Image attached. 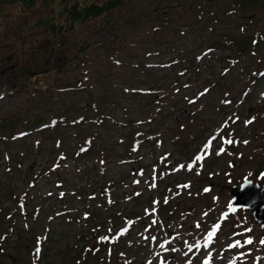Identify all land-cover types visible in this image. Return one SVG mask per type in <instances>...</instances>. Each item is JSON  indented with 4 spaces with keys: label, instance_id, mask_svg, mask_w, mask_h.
<instances>
[{
    "label": "rangeland",
    "instance_id": "1",
    "mask_svg": "<svg viewBox=\"0 0 264 264\" xmlns=\"http://www.w3.org/2000/svg\"><path fill=\"white\" fill-rule=\"evenodd\" d=\"M170 1L120 0L108 14L80 21L76 36L109 45L111 54L100 45L88 62L37 71L39 79L59 75L62 70L67 76L78 72L86 80L85 90L95 84L90 77L92 68L102 71L105 85L113 89L114 101L107 103L111 113L104 122L86 125L97 129L96 142L108 143V155L99 158L90 154L79 160L70 156L54 169L43 170L48 154L59 148L51 142L55 130L0 139V205L16 211L17 222L3 241L0 264H258L264 255L260 243L264 226L252 217L251 209H229L231 182L248 175L264 184L259 177L264 173V44L246 45L233 52L207 42L216 30L237 34L264 30V0H248L241 11L232 13L234 0H188L186 7L172 9L163 4ZM0 3V60L4 65L8 53L22 54L17 45L21 36L28 40L30 33L34 37L47 32L46 23H36L37 17L58 9L59 0H37L24 10L19 2ZM159 4L164 6L152 8ZM214 13L219 14L215 20ZM246 20L251 21L242 23ZM239 21L245 28L236 25ZM9 40H14L15 46ZM0 70L3 73V67ZM259 70L263 74L252 78ZM1 82L0 114H24L30 106L35 110L38 93L31 85L25 88L26 83ZM55 90V99L63 95L78 99L86 94L84 90ZM229 96L231 100L225 99ZM252 114L256 117L249 123ZM134 117L142 120L140 128L146 130L145 135L160 132L162 140L142 139L139 149L128 153L118 136ZM228 122L238 127L244 138L228 132L224 126ZM73 128L67 121L58 128L67 134L62 143L70 149L75 147ZM229 135L237 146L227 144ZM33 142L41 145L39 152L35 153ZM164 150L170 151L169 163L162 160L158 166L157 157ZM8 152L21 153L24 160L20 164L12 160L8 167ZM155 174L161 179L157 187L152 178ZM58 179L61 185L56 184ZM108 180L111 186L100 190L97 183ZM8 187L15 193L7 194ZM158 188H163L161 199L150 201L147 196ZM15 194L25 199V209L18 210L20 206L12 198ZM164 201L167 209L178 206L168 220L156 211ZM63 206L75 215L60 212ZM87 212L102 224L97 235L85 238L78 232L91 230L84 218ZM128 216H134L128 231L116 230ZM111 217L113 224H109ZM217 224L220 230L212 241L202 243ZM100 235L108 241L101 250L94 246V252L83 260V246ZM248 239L253 242L245 243ZM237 241L240 246L229 247ZM39 243L40 248H35ZM191 244L195 245L185 253Z\"/></svg>",
    "mask_w": 264,
    "mask_h": 264
},
{
    "label": "trees",
    "instance_id": "2",
    "mask_svg": "<svg viewBox=\"0 0 264 264\" xmlns=\"http://www.w3.org/2000/svg\"><path fill=\"white\" fill-rule=\"evenodd\" d=\"M11 2H19L21 4L20 9H26L31 7L35 4L37 0H10ZM120 0H59L58 9L48 11V13L43 17H37L36 23H46L45 29L47 32L42 35H35L34 37L29 34L30 40H26V35L21 36L17 41V45H19V51L22 54H8L5 56V64L1 65L2 62L0 60V67H3V73L0 70V83L3 85V82L12 81L19 85L25 84V88L29 85L34 88V92L38 93V96L34 100L35 110H32V106L27 107L24 114L17 113L15 111L10 112L8 115L0 114V139L7 138L6 136L14 135V134H21L22 133H31L41 131L43 129H53L55 130L56 134L52 135V143L56 145L55 148L58 150L49 153L47 159H45L46 163L43 170H52L54 169L59 161L64 160L66 157L72 156L73 160H78L82 157H85L90 154H94L99 156V158H103L107 156L108 153L105 151L106 146L108 143L103 142H96L97 139V129L89 128L86 125L87 123L92 122H104V118L110 115L111 111L107 107V103L110 101H114L111 98V93L113 89L110 88V85H105V80L102 79V71L95 69L94 67L93 72L90 74V77L95 79V84L89 89L85 90L87 87L86 80L80 73H72L70 76L64 75L62 72L59 75L54 74L53 77L48 79H39L37 76L38 70H58L61 69L62 66H66L69 64L79 65L82 62H88L91 57V52L93 50H97V46L102 45L107 52L108 55L111 54L110 50L111 47L109 45H104L103 42L95 40H91L89 38H78L75 32L80 29L77 23L80 21H85L90 19L91 17H100L101 15L108 14L112 7H115ZM207 1V0H205ZM212 1V0H208ZM246 1L248 0H234L233 6H231L230 13L241 11L242 7L245 6ZM2 2V0H0ZM250 2H254V0H250ZM47 3V1L43 2ZM189 4L190 1L188 0H172L170 2H164L165 6H170L171 9L175 7H186L184 4ZM183 4V5H182ZM160 5V4H159ZM164 5H154L152 8L157 9L158 7ZM1 6V3H0ZM1 12V10H0ZM225 12V11H223ZM229 12V11H228ZM228 14V13H227ZM219 14L214 13L212 16L213 20L217 19ZM192 18L191 16H189ZM104 19H108V17H103ZM185 17L182 18V20ZM240 19V18H239ZM251 21V20H250ZM246 20L242 23L248 24L250 22ZM27 22V21H25ZM188 22H190L188 20ZM238 24L241 26V29L245 28L244 25ZM213 25V24H212ZM215 28V24L213 25ZM39 36V37H38ZM0 39V44L1 43ZM12 46H15L13 43L14 40H9ZM207 42L212 47L219 46L220 48H227L228 50L235 52L240 50L241 48L245 47L246 45H256L258 43L264 44V30L263 29H254L253 31H247L246 33H235L231 32L230 30L227 32L225 30H216V34L212 37H208ZM208 44V45H209ZM24 46H27V49L24 50ZM23 49V50H22ZM230 51V52H231ZM228 52V53H230ZM10 68V72H5V68ZM261 70V69H260ZM253 72L251 75L252 78H256L263 74V71L260 72ZM110 71L108 72V76L110 75ZM33 75V76H32ZM107 76V77H108ZM107 79V78H106ZM109 79H107L108 81ZM112 91H108V88ZM55 88H68L70 90H74L78 92L80 90H84L86 93L84 96L77 97L78 99H74L72 97L65 99L64 95L59 99L53 98L54 93H56ZM0 90V95H1ZM82 97V98H81ZM231 98V96H230ZM32 110V114H26L28 111ZM6 115V116H3ZM151 117V116H150ZM150 117H147L148 119ZM256 117V116H255ZM262 117V116H261ZM153 119H157V117H152ZM254 119V118H253ZM130 125L128 124V129L124 130V134L118 136V140L121 143H124L123 148L128 153H134L139 149L140 143H142V139L151 140V141H161L162 138L159 136L160 132H150V134L146 133V130L140 128V122H142L139 117L131 118ZM260 118L257 117V121ZM73 125V130L71 133L75 136L73 141L75 147L70 149L67 148L66 144L63 145L62 140L65 138V134L59 132V127L64 124V122ZM19 122V123H18ZM149 123V121H148ZM86 125V126H85ZM85 126V127H84ZM228 128V132L235 134L239 139L242 138L240 131L237 130L238 127H232V125L227 124L225 125ZM18 129V130H17ZM262 131H264V127H262ZM59 133V134H58ZM177 136V135H176ZM229 140L232 141V136L229 135ZM175 140L176 137H174ZM228 140V141H229ZM34 141V140H33ZM37 142V139L35 140ZM34 141V142H35ZM34 142L31 144L33 145ZM50 143V142H49ZM230 146H235L234 143H228ZM115 145V143H114ZM112 145V146H114ZM35 148V153L41 149V145L35 144L33 145ZM237 146V145H236ZM170 152V151H169ZM167 150H164L159 157H157L158 166H161L163 161H166L165 164L169 163L167 154L169 153ZM238 154H241V151H238ZM264 154V153H263ZM8 160L5 162L7 166H11L14 164H20L24 157L20 154H8L5 156ZM14 161L11 163V161ZM163 160V161H162ZM164 164V165H165ZM263 166V165H262ZM86 167L85 169H87ZM84 169V168H83ZM261 179L264 180V173L261 174ZM60 180V179H58ZM116 181V179L114 178ZM122 180V179H121ZM60 184V181H58ZM154 185L157 187L161 184V179L159 176L154 175L153 179ZM62 183V182H61ZM110 181L100 182L97 183L98 188L103 190L104 188H108ZM153 185V186H154ZM97 187L93 186V189ZM99 190V192H100ZM163 188L156 189L153 194L147 196L148 199L151 201H158L161 199V192ZM92 191V190H91ZM110 192V191H109ZM7 194L15 193L14 189L7 188ZM163 193V192H162ZM23 196L12 195V198L16 200L14 204L20 206L18 210L25 209L24 201L25 199L21 200ZM162 206L158 207V214L165 219L168 220L167 217H170L171 213L177 211L178 206L177 204L174 207L168 208L166 205L168 203L166 201L162 202ZM106 205V203L104 204ZM60 212H64L66 215L74 216L75 213L72 214L70 208L65 206L62 207ZM166 210H170L167 212ZM74 211V210H73ZM16 211H11L8 206L0 205V246L3 245V241L11 235L12 230L15 229L17 222L14 221ZM95 214H88L86 213L85 220L87 223L90 224L91 230L88 233H80L78 234L88 238L89 236H95L101 230L102 222L98 221L95 217ZM113 216V215H112ZM88 220V221H87ZM109 224H113V217L109 220ZM93 225V226H92ZM115 225V224H114ZM97 226V228H96ZM108 241L106 236H99V239L96 238L89 246L84 245L83 247V260H87V257L90 253L94 252V246H97L98 250H101V246L105 245ZM2 246V249H3ZM1 249V248H0ZM39 249V247L37 248ZM93 249V250H92ZM258 264H264V255L260 258V261L257 260Z\"/></svg>",
    "mask_w": 264,
    "mask_h": 264
},
{
    "label": "water",
    "instance_id": "3",
    "mask_svg": "<svg viewBox=\"0 0 264 264\" xmlns=\"http://www.w3.org/2000/svg\"><path fill=\"white\" fill-rule=\"evenodd\" d=\"M230 190L232 204L249 207L252 216L264 226V186L257 180L247 177L239 184H231Z\"/></svg>",
    "mask_w": 264,
    "mask_h": 264
},
{
    "label": "snow or ice",
    "instance_id": "4",
    "mask_svg": "<svg viewBox=\"0 0 264 264\" xmlns=\"http://www.w3.org/2000/svg\"><path fill=\"white\" fill-rule=\"evenodd\" d=\"M251 121H249V123H250ZM228 143H232V141H227ZM198 227H199V225H197ZM220 230V225L219 224H217L216 226H215V229H214V231L213 232H211V233H209V236H208V240H207V242L206 243H210L211 241H212V238L215 236V232L216 231H219ZM253 241L251 240V239H248L247 241H245V243H247V244H251ZM260 243L261 244H264V239H262L261 241H260ZM197 247L199 246V245H196ZM237 246H240V242L239 241H237L235 244H233V245H230L229 247H237ZM162 247H163V245H162ZM190 248L192 247V246H189ZM205 264H209V262L208 261H206L205 262Z\"/></svg>",
    "mask_w": 264,
    "mask_h": 264
},
{
    "label": "flooded vegetation",
    "instance_id": "5",
    "mask_svg": "<svg viewBox=\"0 0 264 264\" xmlns=\"http://www.w3.org/2000/svg\"><path fill=\"white\" fill-rule=\"evenodd\" d=\"M33 259V258H32ZM36 264V263H35Z\"/></svg>",
    "mask_w": 264,
    "mask_h": 264
}]
</instances>
